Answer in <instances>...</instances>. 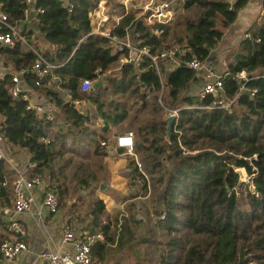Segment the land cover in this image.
Segmentation results:
<instances>
[{
	"label": "trees",
	"instance_id": "obj_1",
	"mask_svg": "<svg viewBox=\"0 0 264 264\" xmlns=\"http://www.w3.org/2000/svg\"><path fill=\"white\" fill-rule=\"evenodd\" d=\"M68 1L73 4L71 10L63 0L31 4L37 10L39 31L56 46L54 55L42 54L58 64L52 72L70 93V100H64L57 91L47 90L64 124L52 131L55 118L35 113L26 108V100L12 96L10 73H5L0 78V132L10 149L27 150L28 160L35 162L32 171L42 175L43 187L57 192L59 208L76 197L71 207L84 223L83 230L103 234L104 241L92 245L93 250H101L118 242L105 202L95 192L100 171L105 169L100 160L111 151L109 146L115 147L113 141L107 142L105 131L109 123L125 120L120 132L132 131L134 151L157 191L159 206L154 220L144 223L131 246L151 243L153 232L159 231L166 242L156 262L149 264H264V24L242 39L241 51L228 64L232 76L222 75L226 98H235L228 107L208 109L203 105L213 96L189 92L195 69L185 61L192 57L204 60L246 0H181L177 7L181 10L175 12V8L168 23H147L133 11L121 16L111 35L125 38L128 34L132 43L147 46L152 53L181 46L180 62L168 72L163 91L148 55L142 54L137 63L124 61L118 66L128 48L118 50L108 36L92 32L89 12L98 0ZM0 3L11 22L23 19L25 0ZM0 54L15 70H24L29 85L38 87L30 71L36 57L32 49H23L16 41L12 46L0 44ZM113 66L118 69L105 77L115 95L111 110L104 108L105 100L98 93L87 94L103 119L102 129H94L73 100L88 91L81 90L82 78H98ZM241 70L247 76L256 75L245 82L246 87L256 89L253 96L238 91L242 80L236 73ZM147 92H153L150 102ZM127 99L141 102L135 108L127 107ZM168 109L177 111L170 134ZM130 162L133 178L138 171L134 158ZM238 168L251 176L248 182L240 179ZM8 171L0 159L1 202L9 198V189L2 184ZM142 186L146 190L144 176ZM131 216V225L143 226L144 219ZM137 258L133 264H145Z\"/></svg>",
	"mask_w": 264,
	"mask_h": 264
},
{
	"label": "crops",
	"instance_id": "obj_2",
	"mask_svg": "<svg viewBox=\"0 0 264 264\" xmlns=\"http://www.w3.org/2000/svg\"><path fill=\"white\" fill-rule=\"evenodd\" d=\"M106 0H98L97 5L89 12L90 23L92 27V32L99 33L107 36V33L110 34L111 29L118 23L119 19L122 15L127 12L133 11L132 8L134 5L129 4L134 0H120L116 1L117 5L111 8V4L108 5ZM138 1V0H136ZM150 0H142L143 3ZM158 0H154L156 2ZM181 0H178L180 4ZM34 0H32V3ZM64 3H69L68 0H63ZM174 3V2H173ZM139 13L142 14L143 18L145 15L143 14V6ZM121 11V12H118ZM134 12V11H133ZM118 14L114 20L115 14ZM37 10L30 5V9L28 13H24L23 19L18 20L19 28L25 36L26 41L21 42V47L23 49H28L30 46H33L39 52H47L50 55H54L56 46L55 44L46 40L42 33L38 29L37 23ZM145 19V18H144ZM146 21V20H145ZM150 23V22H147ZM264 24V5L263 0H246V2L238 9L236 18L224 29L222 36L216 42V44L211 48L208 56L202 60L203 67L195 70V76L189 84V92L193 94H200L201 85L204 81V71L205 67L212 68L216 71V73L223 75L228 71V64L233 60L234 49L237 47L241 48V41L246 36H249L255 31L257 27ZM129 41L131 43V47L128 48V55H123L120 58V63L124 61H134L137 63L142 54H139L136 50L139 46L132 43L130 37L128 35ZM114 48L116 47L115 42H111ZM2 45V44H1ZM135 46L136 48H134ZM234 48V49H233ZM119 50V49H118ZM234 56V55H233ZM162 60V59H160ZM54 62V61H53ZM179 63L171 62L170 67L167 69H161L158 65L157 73L160 77V81L162 83V89L164 88V82L166 81L168 72ZM119 66V65H118ZM116 66L115 68H118ZM156 67V66H155ZM110 68L107 72L111 71ZM0 71L4 73H12L19 72L20 79L24 82L25 87L28 89V93L30 96V101L33 103H38L44 106L45 110L52 111L54 113L55 123L52 125L51 130L57 131L60 127L63 126L64 121L61 115H59V108L56 105L55 101L52 99L50 92L47 90L52 89L57 91L64 100H70L69 91L61 86V79L52 72L42 79V84L38 85V87H34L33 85H29L24 77V70H15L13 65L9 62V60L0 54ZM261 71L264 72V69ZM106 73V72H105ZM163 75H165L163 77ZM102 76V75H101ZM98 81L95 84H92L89 90L82 95L81 98H77L73 100V104L84 114L87 115V125L92 126L94 129L101 130V122L102 117L98 113L96 103L92 97L88 96L90 92L98 93L99 97L105 100L104 108L111 110L112 105V97H115L112 94L110 86L108 85L106 79H102L101 77L95 78ZM194 86V87H193ZM103 91H102V89ZM195 89L198 91L193 92ZM82 90V89H81ZM160 91V93H161ZM109 93L107 96H103L104 94ZM170 112V109H168ZM177 115V111L174 110ZM125 126V120L115 123H109V129L105 131L107 142L115 141V135L122 131V127ZM8 144V143H7ZM10 146L8 145V148ZM111 151L102 156L101 164L105 167L104 171H100V183L102 181L106 182L107 186L104 190H100L99 187L96 189V194L103 199L105 202V208L111 215V220H113V229L120 230L121 224V212L123 210V203L126 200L133 199L134 197H138L134 190H137L140 185L139 181L131 182L132 177V165L131 159L133 158L131 155L126 154L123 150L117 151L115 147L112 145L109 146ZM16 155L23 159L22 162H28L29 154L24 148H13L12 149ZM13 177L12 172L8 171L6 178V187L9 189L8 195V203L1 202V204H6L9 206L11 204L12 192H11V178ZM134 178V177H133ZM4 180V179H3ZM130 182V183H129ZM43 186H36L33 189L36 201L39 203L42 198ZM144 192H140L143 194ZM77 202L76 197H72L71 199H67L66 206L60 207L56 214H50L46 210H43V218L40 219L33 214H20L18 215V220L22 223L24 227V236L23 240L27 245V250L21 252L18 256L13 259H4L0 255V264H49L44 258L40 256L41 252L50 250H69L70 245L68 243L62 242L63 231L66 226L74 228L78 232H86V230L82 229L84 223L80 222L78 219V213L73 210L74 207H71L72 202ZM141 218V217H138ZM128 238L131 239V242L134 243L135 237L139 234V230L137 225H130L129 228H125ZM116 232V231H115ZM143 232V231H142ZM134 233V235H133ZM117 237V236H116ZM5 238L13 239V235L10 234L5 227V224L2 220H0V241ZM98 241H104L98 240ZM122 242V240H121ZM117 243L116 241L114 242ZM111 244H106L105 247L101 250H93L92 255L93 258L97 261L102 262L103 264H127L129 258H131L132 253L130 255V251L127 252V246H120L121 254L115 261H107L108 255L107 250ZM131 243V244H133ZM118 244V243H117ZM131 246V245H130ZM129 246V247H130ZM125 252V253H124ZM125 254V258H124ZM129 256V258H128Z\"/></svg>",
	"mask_w": 264,
	"mask_h": 264
},
{
	"label": "built area",
	"instance_id": "obj_3",
	"mask_svg": "<svg viewBox=\"0 0 264 264\" xmlns=\"http://www.w3.org/2000/svg\"><path fill=\"white\" fill-rule=\"evenodd\" d=\"M173 1L174 0H158L154 2V0H150L145 2L143 4L145 20L150 23L170 22L174 13ZM25 3L26 6L23 11L24 13H28L32 0H25ZM64 4L67 6L68 10H71L73 6L71 2ZM38 10L42 11L41 8H38ZM18 22L19 21L11 22L9 20L7 14L2 10L0 3V44L12 46L16 41H26L24 34L19 28ZM107 36L110 38L111 42H115L116 47L119 50H122L125 47H131L128 34L125 38H118L109 33H107ZM133 47L136 48L135 46ZM30 49L36 53L30 71L36 76L34 83L36 85H41L42 78L49 75L52 68L58 64L51 62L33 46H30ZM136 50L139 54L148 55L156 68H158V62L160 59L172 60L175 63L178 61L180 62L178 53L182 51V48L178 45H174L158 53L150 52L147 46L138 47ZM185 62L195 70L203 67L202 62L197 57H192ZM4 75L5 73L0 71V78ZM203 76L204 81L201 85L200 95L204 96L206 94H211L213 96V100L209 104L203 105V107L208 109L217 106L228 107L235 97L231 99L226 98L223 91L222 75L216 73L212 68L205 67ZM236 76L238 79L242 80L238 91L245 90L249 96H253L256 89L246 87L245 82L256 75L247 76L246 72L241 70L236 73ZM90 86L91 79L85 77L81 79L80 87L83 91L89 90ZM9 92L14 97H20L26 100V108L33 109L35 113L44 114L47 119H54V113L52 111L45 110L44 106L41 104H35L30 101L28 89L20 79L19 72L10 73ZM235 95H237V93ZM114 143L115 147H120L123 149L124 153L131 155L134 158L137 171L142 175H146L145 171L142 169V163L134 151L132 131L126 130L116 134ZM10 155L7 141L5 140L3 133L0 132V159L6 162L9 166L10 172L13 174V177L11 178V204L6 206V204L0 203V220L4 222L6 230L13 235V239L5 238L0 242V255L4 259H13L21 252L27 250V245L23 240L25 233L24 227L18 220V215L28 213L42 219L43 210H46L50 214H56L59 210L57 192L52 188H43L41 201L39 203L36 201L33 189L36 186H43L44 182L42 175L39 172L32 171L35 162L28 161L18 164ZM238 169L241 170L240 179L248 182L251 176L248 175L244 169V171H242L241 168ZM2 184H6L5 177ZM252 187L253 185H251V188ZM238 189L239 187L235 186V190L237 191ZM103 238L104 236L101 233H81L72 227L66 226L62 235V242L68 243L70 249L63 251L46 250L41 252L40 256L48 261L49 264H103L100 261L94 260L91 255L92 245L98 240H103Z\"/></svg>",
	"mask_w": 264,
	"mask_h": 264
},
{
	"label": "rangeland",
	"instance_id": "obj_4",
	"mask_svg": "<svg viewBox=\"0 0 264 264\" xmlns=\"http://www.w3.org/2000/svg\"><path fill=\"white\" fill-rule=\"evenodd\" d=\"M116 1H120V0H106L105 2L108 5L111 4L112 5L111 8H113V7H115V5H117V3H115ZM173 2H174L173 7L175 9L179 6V3H178V0H174ZM132 4L134 5L132 10L134 11L135 16L143 18L142 14L139 13L140 10L142 9L141 6H143V4H144L142 2V0H138V1L134 0L129 4V6H131ZM180 10H181L180 8H177L175 12H179ZM118 12H121V11H118ZM117 15L118 14L116 13L114 20H115ZM143 20H145V19L143 18ZM145 22H147V21H145ZM177 45H179V44H177ZM239 51H241V48L236 47L234 49L233 55L235 56ZM233 55L231 57L234 58ZM171 62H172V60L162 59V60H159L158 65L159 66L162 65L164 67V69H167L168 67H170ZM119 64H120V61H118L116 65H119ZM115 67L116 66H113L111 71H109V73L106 72L100 77L102 79H104L107 75L112 74V72H114L116 69H118ZM164 76L165 75H163V77ZM97 81H98V79H93L92 84H95ZM102 91H103V89H102ZM196 91H198V89L194 88L193 92H196ZM152 94H153V92H147L146 93L147 102H150V100L152 99V97H151ZM107 95H109V93L104 94L103 96L105 97ZM134 102L135 101H133V99H127L126 106L131 107V104H132L133 108H135L141 102V99H138V101H136V103H134ZM172 111H174V110H170V112L167 110V115L170 113L176 114L175 112H172ZM9 153L11 154L10 156L12 157V159L15 162H17L18 164L22 163L23 159L20 158L19 156H17L16 155L17 153H15L12 149H10V147H9ZM138 159L141 161L142 169L145 171V166H144L143 161L139 157H138ZM241 169H242V171H244L243 168H241ZM145 174L146 175H143V176L147 178L146 190H144L143 186L142 187L138 186L137 187L138 189L134 190V192L136 195H139V196L134 197L133 199L126 200V202L123 203V210L121 212V218H120V220H121L120 230L118 231V229H116V228L114 229V231H116L115 234L118 238V242H117L118 244L114 243L113 245L109 246V248L107 250V255H108L107 261L108 262L115 261V259H117V257H119V255L121 254V249H122V247H119V245H120V246H127V247H125V248H128L127 252L130 251V255L132 253L131 258H129V256H128L129 260H128L127 264H133V261L135 260L136 257H138L137 259H140L141 261L143 260V263H145V264L155 263L158 255L160 254L161 250L163 249L164 243L166 242V238H165L163 233H161L159 231H158V233H155V231L153 230L154 231V232L152 231L153 235L150 238L151 240H149V242H151V243H148V244L137 243L134 246H130V245H132L131 243H133V242H131V239L128 238L127 232L125 230V227L127 225L130 227V225H131L130 223H132L130 221V219L132 217L131 216V213H132L134 215L135 219H137V220L138 219H144L143 226L142 225L137 226L138 230H139L138 233H142V231L144 230L143 227H145L144 223H146L148 221L152 222L154 220V217H155L154 211L158 209L157 207H159L158 204H156V193H157V191L153 186L150 185L146 171H145ZM143 176L141 174H139L138 172H136V175L134 176V178H132L133 181H131V182H136V180H137V181H139L140 185H142L143 184ZM142 191L144 193L140 194V192H142ZM5 202L8 203V200ZM107 213H108V217H109L110 221L113 224L114 221L111 220V217H110L111 215L109 214L108 211H107ZM150 214H152V216ZM138 217H141V218H138ZM136 225H138V224H136ZM113 228H114V226H113ZM133 235H134V233H133ZM121 240H122V243H121ZM124 258H125V254H124Z\"/></svg>",
	"mask_w": 264,
	"mask_h": 264
},
{
	"label": "water",
	"instance_id": "obj_5",
	"mask_svg": "<svg viewBox=\"0 0 264 264\" xmlns=\"http://www.w3.org/2000/svg\"><path fill=\"white\" fill-rule=\"evenodd\" d=\"M227 76H232V74L230 72L226 73ZM167 122H168V133L170 134L171 132V127H172V123L173 120L175 119V114L174 113H170L166 116ZM239 172L241 171L240 169H238ZM107 184L106 182L102 181L100 183V190H104L106 188Z\"/></svg>",
	"mask_w": 264,
	"mask_h": 264
}]
</instances>
